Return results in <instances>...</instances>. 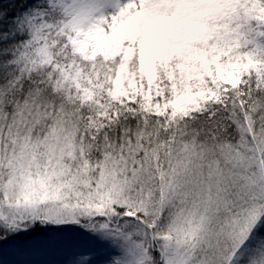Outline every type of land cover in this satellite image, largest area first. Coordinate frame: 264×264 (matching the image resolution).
I'll return each instance as SVG.
<instances>
[{"label":"snow or ice","instance_id":"1","mask_svg":"<svg viewBox=\"0 0 264 264\" xmlns=\"http://www.w3.org/2000/svg\"><path fill=\"white\" fill-rule=\"evenodd\" d=\"M0 264H264V0H0Z\"/></svg>","mask_w":264,"mask_h":264}]
</instances>
